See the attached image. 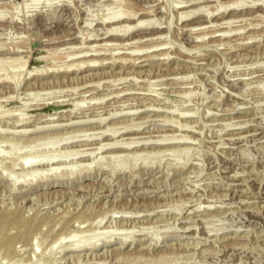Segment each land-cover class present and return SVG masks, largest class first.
Instances as JSON below:
<instances>
[{
	"label": "rangeland",
	"instance_id": "374dc122",
	"mask_svg": "<svg viewBox=\"0 0 264 264\" xmlns=\"http://www.w3.org/2000/svg\"><path fill=\"white\" fill-rule=\"evenodd\" d=\"M0 185V264H264V0H0Z\"/></svg>",
	"mask_w": 264,
	"mask_h": 264
},
{
	"label": "bare ground",
	"instance_id": "6f19581e",
	"mask_svg": "<svg viewBox=\"0 0 264 264\" xmlns=\"http://www.w3.org/2000/svg\"><path fill=\"white\" fill-rule=\"evenodd\" d=\"M238 3V2H237ZM240 4L238 3V4H236V6H239ZM130 9V8H129ZM129 9H125V10H123V11H121V12H118V13H116V14H111V15H109L108 17H109V19H110V21H113V23L114 22H118V25H119V23H120V21H122V20H124V23L126 24V20H127V22L128 21H131L132 19H134L135 18V16H137V15H135V14H133V12H131ZM200 9V8H199ZM191 13V12H190ZM138 14V13H137ZM180 15V14H179ZM201 15V14H200ZM108 17H107V19H108ZM184 18V17H183ZM106 18H104V20H105ZM106 19V20H107ZM109 19H108V22H109ZM209 19V18H208ZM218 20V19H217ZM200 22V21H199ZM216 22V21H215ZM130 23V22H129ZM149 23H150V20H138L137 22H135V24H134V26H128V24H124L125 26H119V27H111L110 28V30H109V32H108V35L109 34H111V35H116L117 34V36H118V34H122V33H124V34H127V33H129L130 31H132L133 29H139V28H143V27H145V26H150L149 25ZM197 23V22H196ZM203 23V22H202ZM111 24V23H110ZM151 24V23H150ZM204 24H206L207 25V23H204ZM117 25V26H118ZM152 25V24H151ZM111 26V25H110ZM153 26V25H152ZM199 26V25H198ZM200 27V26H199ZM207 27V26H206ZM147 28V27H146ZM189 28V27H188ZM197 28V27H196ZM202 28V27H201ZM199 29V28H198ZM206 29V28H205ZM226 30V29H225ZM222 27H220L219 26V28H217V30L215 29V31H213L212 33H210V35H212L213 37L212 38H215V37H217V36H215V35H217V33L219 32H222V33H225L226 31H225ZM239 30V29H238ZM198 31V30H197ZM212 31V30H211ZM198 32H200V31H198ZM209 32V31H208ZM221 33V35H218V37H222V36H224L223 34ZM226 34H228V32L226 33ZM152 35V34H151ZM200 36H198V37H203L204 35H208V34H204V35H201V34H199ZM107 36V35H106ZM105 36V37H106ZM110 36V35H109ZM122 36V35H121ZM125 36V35H124ZM90 37V36H89ZM93 37V36H92ZM101 37V36H100ZM110 37H112V36H110ZM205 38V37H204ZM204 38H202V39H204ZM93 39V38H92ZM198 39V38H197ZM85 40V39H84ZM105 42V41H104ZM134 42V41H133ZM91 43V42H90ZM222 43V42H221ZM109 44V43H108ZM131 45V44H130ZM108 47V46H107ZM154 47V46H153ZM73 48V47H72ZM98 48V47H97ZM126 48V47H125ZM103 49V48H102ZM145 49V48H144ZM153 49V48H152ZM158 49V48H157ZM75 50V49H74ZM91 50V49H90ZM89 50V51H90ZM147 50V49H146ZM145 50V51H146ZM97 50H91V52H96ZM99 52H100V50H99ZM81 55H83V54H88V52L86 51V52H84V51H80V52H78L77 53V55H79L80 56V54ZM98 53V52H97ZM117 53V52H116ZM135 53V52H134ZM167 53V52H166ZM131 54V53H130ZM136 54V53H135ZM133 55V54H132ZM147 55V54H146ZM88 56V55H87ZM92 56H96V55H91L90 57H92ZM114 56V55H113ZM71 57V56H70ZM78 57V56H77ZM84 57H86V56H84ZM152 57V56H151ZM72 58V57H71ZM93 58V57H92ZM44 59V58H43ZM91 59V58H90ZM98 59H99V57H98ZM120 59V58H119ZM6 60V59H5ZM91 60H93V59H91ZM126 60V59H125ZM88 61H90V60H88ZM106 61V60H105ZM111 61V60H110ZM114 61V60H113ZM73 62V61H72ZM75 62V61H74ZM73 62V63H74ZM85 62H87L86 61V59H85ZM10 63V62H9ZM82 63V62H81ZM88 63V62H87ZM87 63H85V64H87ZM90 63V62H89ZM98 63V62H97ZM195 63V62H194ZM94 64V63H93ZM101 64V63H100ZM103 64V63H102ZM135 64V63H134ZM67 65V64H66ZM83 65V64H82ZM90 65V64H89ZM72 66V65H71ZM74 66V65H73ZM77 66H78V64H77ZM84 66H86V65H84ZM83 66V67H84ZM88 66V65H87ZM19 67V66H18ZM66 69H68V68H66ZM6 70V69H5ZM88 72V71H87ZM8 76V75H7ZM10 76V75H9ZM5 77V79H6V75L4 76ZM13 77V76H12ZM10 78V77H9ZM100 78V77H99ZM11 79H13V78H11ZM16 79H18V81H17V83L18 82H20V78H18V76L16 77ZM102 79V78H101ZM1 80H2V77H1ZM8 82H9V80H7ZM10 82H11V80H10ZM13 82V81H12ZM95 87V86H94ZM9 89V88H8ZM119 95V94H118ZM5 99V98H4ZM152 107V106H151ZM132 108V107H131ZM136 108V107H135ZM120 113V112H119ZM130 113V112H129ZM132 113V112H131ZM116 114V113H115ZM117 114H118V112H117ZM123 114V113H122ZM124 115V114H123ZM127 115V114H126ZM187 115V114H186ZM114 116V115H113ZM191 116V115H190ZM8 117V116H7ZM22 121H23V119H22ZM90 121V120H89ZM18 122H20V120L18 121ZM169 122V121H168ZM22 123V122H21ZM25 124V123H24ZM181 124V123H180ZM248 124V123H247ZM11 126V125H10ZM62 125H60V127H61ZM186 126V125H185ZM233 126H235V125H233ZM245 126V125H244ZM51 127V126H50ZM55 127V126H54ZM53 127V129H55ZM57 127V126H56ZM182 127V126H181ZM59 128V127H58ZM8 129V128H7ZM51 129V128H50ZM111 129V128H110ZM6 130V129H5ZM40 130V129H39ZM111 130H107V133L108 132H110ZM24 132V131H23ZM31 132V131H30ZM125 132V131H124ZM104 134H106V131L103 133V135ZM102 135V136H103ZM108 135V134H107ZM181 138L182 137H180V141H181ZM53 139V138H52ZM51 138L49 139V141H55V140H52ZM167 139V138H166ZM165 139V140H166ZM173 139V138H172ZM172 139H170V140H172ZM186 139V138H185ZM20 140V139H19ZM64 140H68V139H64ZM164 140V139H163ZM162 140V141H163ZM174 140V139H173ZM176 140V139H175ZM188 140H190V139H188ZM192 140V139H191ZM43 141H48V140H34V141H32V142H30V143H28V144H26V145H22L21 146V150L24 148H28V147H31L33 144V142L35 143V144H37V143H40V142H43ZM48 141V142H49ZM115 141V140H114ZM157 141V140H156ZM155 141V142H156ZM168 142H170L169 140H167ZM176 141H178V140H176ZM187 141V140H186ZM6 142V141H5ZM56 142V141H55ZM119 142H120V140H119ZM123 142V141H122ZM130 142V141H129ZM158 142H160L161 143V140L160 141H158ZM165 142V141H164ZM172 142H174V141H172ZM192 142V141H191ZM11 143V142H10ZM14 143V142H13ZM60 143V142H59ZM138 144V142H135V141H133V142H130V143H128V144H126L127 145V147L128 146H132L133 144ZM141 143V142H140ZM153 143V142H152ZM159 143V144H160ZM178 143H182V144H184L185 142L182 140L181 142H179L178 141ZM54 144H57V143H54ZM61 144V143H60ZM117 144H120L121 145V143H118V142H114L113 144H111V146H117ZM124 144V143H123ZM122 144V145H123ZM136 144V145H137ZM149 144V143H148ZM162 144H163V142H162ZM164 144H166V143H164ZM187 144V143H186ZM107 145V144H106ZM110 145V144H109ZM119 145V146H120ZM125 145V144H124ZM123 145V146H124ZM140 145V144H139ZM179 145V144H178ZM188 145V144H187ZM20 146V145H19ZM104 146V145H103ZM23 147V148H22ZM108 147V146H107ZM173 147V146H172ZM175 147V146H174ZM179 147V146H178ZM185 147V146H184ZM16 148H18V147H14L13 148V151H12V153H13V156H14V153L16 154V151L17 150H15ZM131 148V147H130ZM100 149H102V148H100ZM105 149V148H104ZM124 149V148H123ZM20 150V151H21ZM99 150V149H98ZM103 150V149H102ZM105 151V150H104ZM172 151V150H171ZM170 151V152H171ZM74 153H75V151H73ZM73 152H67L68 154H65V155H63V156H66V157H69V156H71L72 155V153ZM167 152V151H166ZM169 152V153H170ZM12 153H10L9 155H11ZM142 153V152H141ZM152 153V152H151ZM156 153H157V151H156ZM187 153H189V151H188V149H185V148H182V149H180V148H177V149H173V151L171 152V154H170V157L171 158H177L178 159V157H180V158H182V159H185L187 156H188V154ZM164 154V153H163ZM9 155L8 156H6V157H9ZM74 155V154H73ZM72 155V156H73ZM77 155V154H76ZM124 155V154H123ZM132 155H133V153H132ZM145 155V154H144ZM157 155V154H156ZM161 155V154H160ZM137 156V155H136ZM135 156V157H136ZM5 157V158H6ZM11 157V156H10ZM114 157H116V156H114ZM133 157V156H132ZM132 157H121V156H119L118 157V159H115L116 160V167H114L113 165L115 164V161L112 159V161L111 160H109V161H111V162H113L111 165L113 166L112 167V169L113 170H117L118 171V169L117 168H119L120 167V169L119 170H121V168H122V166L124 167V165H126V164H128L129 165V163H133L134 162V164H132V165H135L136 163H138L141 159H143V161H144V163L145 164H151L152 163V160H154V159H157L158 157H159V155H158V157L157 156H155L154 154L152 155H150V154H147V156H142L141 155V157H144V158H141L140 159V157H139V155H138V157L139 158H133V161H130V158H131V160H132ZM157 157V158H156ZM110 158V157H109ZM108 158V159H109ZM113 158V157H112ZM117 158V157H116ZM176 159V160H177ZM150 160H151V162H150ZM175 160V159H174ZM180 160V159H179ZM178 161V160H177ZM103 162V161H102ZM161 162V161H160ZM36 163H38V162H36ZM99 163V162H98ZM108 163V162H107ZM110 163V162H109ZM180 163V162H179ZM101 164V163H100ZM117 164H118V166H117ZM99 165V164H98ZM110 165V166H111ZM128 165H127V167H128ZM105 166H107L106 164H102L100 167H104L105 168ZM109 166V167H110ZM23 167V166H22ZM126 167V166H125ZM135 167V166H134ZM25 168V167H24ZM107 169V168H106ZM111 168H110V170H112ZM123 169V168H122ZM25 170V169H24ZM27 171V170H26ZM26 171H24V172H26ZM4 172H5V170H4ZM23 173V172H22ZM32 173V172H31ZM35 173V172H34ZM113 173H115V172H113ZM117 173V172H116ZM25 174V173H24ZM23 174V175H24ZM27 174V173H26ZM36 175H38V173L36 174ZM41 174L39 173V176H40ZM141 175V174H140ZM21 177H23V176H21ZM25 177V176H24ZM23 177V178H24ZM27 178V177H26ZM36 178H37V176H36ZM5 179V178H4ZM7 179V178H6ZM13 179V178H12ZM17 178H15V179H13V184L15 183V185H17V183L19 182H23V180H21V181H18V180H16ZM18 181V182H17ZM25 181H27V180H25ZM17 182V183H16ZM26 183V182H25ZM27 183H28V181H27ZM32 184V183H31ZM1 186V185H0ZM99 196V195H98ZM210 206V205H209ZM213 206V205H212ZM200 208V207H199ZM1 213H2V211H1ZM4 213H6V211L4 212ZM9 213V212H8ZM7 214V213H6ZM85 214V213H84ZM81 215V214H80ZM87 215V214H86ZM125 215V214H124ZM15 216V215H14ZM1 217V216H0ZM3 217H4V214H3ZM17 217V216H16ZM62 217V216H61ZM81 217H82V215H81ZM84 217V216H83ZM82 217V218H83ZM2 218V217H1ZM13 218V217H12ZM11 218V219H12ZM93 218V217H92ZM131 218V217H130ZM4 219V218H3ZM14 219V218H13ZM17 219V218H16ZM60 219V218H59ZM64 219V218H63ZM19 220H20V218H19ZM18 220V221H19ZM49 220V219H48ZM51 220V219H50ZM50 220H49V222H50ZM86 220V219H85ZM104 220V217H102V218H99L98 220H97V222H98V225L99 224H101L102 223V221ZM18 221H15V222H18ZM21 221V220H20ZM33 221H34V219H33ZM56 221V220H55ZM76 221V220H75ZM8 222V221H7ZM11 222V221H10ZM14 222V221H13ZM58 222V221H57ZM61 222V221H60ZM79 222V221H78ZM81 222V221H80ZM52 223V222H51ZM63 223V222H62ZM86 223H88V222H86ZM85 223V224H86ZM36 224V223H35ZM44 224V223H43ZM74 224H76V223H74ZM11 225V224H10ZM31 225V224H30ZM32 225H33V223H32ZM46 225H47V223H46ZM50 225V224H49ZM49 225H47V227H49ZM54 225H56L57 226V224H54ZM58 225H60V224H58ZM17 227H18V225H16ZM26 226V225H25ZM28 226V225H27ZM35 226V225H34ZM42 226V225H41ZM71 226V225H70ZM10 227V226H9ZM13 227H15V226H13ZM17 227H15V228H17ZM45 227V226H44ZM51 227H53V226H51ZM7 228H8V225H7ZM68 228V227H67ZM34 229V228H33ZM33 229H32V231H33ZM48 229V228H47ZM97 229V228H96ZM19 230V229H18ZM17 230V231H18ZM51 230V229H50ZM1 231H3V230H1ZM0 231V232H1ZM5 231V230H4ZM46 231V230H45ZM97 231V230H96ZM96 231H89V232H78V233H76V234H74V236H72L71 235V238H72V240L71 241H69V243L67 244V245H65V246H63L64 244L63 243H65V242H68L67 240H64V234L62 235V237H59L55 242H53V244H51V246H50V248L49 249H55V248H59V249H62L63 251H67V252H77V251H79V250H81L82 248H85L86 246L88 247V246H90V248H92V249H96L99 245H98V243H97V241H99L100 240V238H99V234H97V232ZM20 232H22V231H20ZM42 232V231H41ZM65 232V231H64ZM67 232V231H66ZM76 231H74V233H75ZM7 233V232H6ZM8 233H9V230H8ZM23 233V232H22ZM31 233V232H30ZM35 233V232H34ZM40 233V232H39ZM54 233V232H53ZM68 233V232H67ZM36 234H37V232H36ZM2 235V234H1ZM29 235V234H28ZM35 235V234H34ZM34 235H32V236H34ZM39 235V234H38ZM42 235H43V233H42ZM47 235V234H46ZM57 235V234H56ZM11 236V235H10ZM20 236H22V235H20ZM19 236V237H20ZM48 236H50V235H48ZM112 236L113 235H111V236H108V238H105V243L107 244V243H110V241H111V238H112ZM3 237V236H2ZM24 237H25V233H24ZM7 238V237H6ZM5 238V239H6ZM39 237L38 236H36V240L35 241H37L38 242V239ZM40 238H41V236H40ZM43 238V237H42ZM69 240L71 239V238H69V236L67 237ZM99 238V239H98ZM225 238V237H224ZM12 239V238H11ZM33 239V238H32ZM45 239V238H44ZM50 239H52V238H50ZM235 239V238H234ZM4 240V239H3ZM8 240H10V239H8ZM104 240V239H103ZM123 240H125L124 241V243L126 242V240H128V238L126 237L125 239H123ZM23 241V240H22ZM33 241H34V239H33ZM34 241V242H35ZM45 241H47V240H45ZM65 241V242H64ZM101 241V240H100ZM11 242V241H10ZM44 242V241H43ZM48 242V241H47ZM47 242H46V245H47ZM63 242V243H62ZM88 242V243H87ZM1 243V242H0ZM15 243V242H14ZM19 243H20V241H19ZM36 243V242H35ZM35 243L33 244V243H31V244H33L34 246H35ZM5 244H7L6 242H5ZM10 244V243H9ZM23 244V243H22ZM38 243H36V245H37ZM19 245V244H18ZM98 245V246H97ZM15 246V245H14ZM33 246V247H34ZM92 246V247H91ZM10 247V246H9ZM37 247V246H36ZM48 249V250H49ZM35 250H36V248H35ZM47 250V251H48ZM9 251V250H8ZM82 251V250H81ZM18 252V251H17ZM35 252V251H34ZM8 253V252H7ZM45 253H46V251H45ZM15 255H18L16 252H15ZM78 255V254H77ZM87 255V254H86ZM82 256V255H81ZM28 262H29V260H28ZM30 263H31V261H30ZM27 264H29V263H27ZM72 264V263H71Z\"/></svg>",
	"mask_w": 264,
	"mask_h": 264
}]
</instances>
